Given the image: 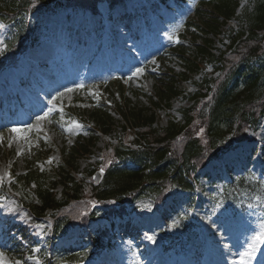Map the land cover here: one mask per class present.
I'll return each mask as SVG.
<instances>
[{"label":"rangeland","instance_id":"374dc122","mask_svg":"<svg viewBox=\"0 0 264 264\" xmlns=\"http://www.w3.org/2000/svg\"><path fill=\"white\" fill-rule=\"evenodd\" d=\"M58 1L41 15L33 13L23 17V22L29 31L26 33L29 38L27 44L32 42L36 33L41 35L34 44L35 46H28V52L25 55L32 53L40 62H33L39 65L33 68L38 75L36 78L40 84L44 89L47 88L48 98L43 94L30 92L29 88L33 86L31 83L29 87L24 88H21L20 85H12L14 89L18 87L20 98L26 99L24 103L30 108L27 113L28 119H33L30 123H27V119L25 124L14 127L12 130L11 128L1 130L4 133L0 131V185H7L11 176L25 173L31 161L33 162L38 156L40 161L37 165L40 169L50 173L56 197H60L63 190V179L59 180L56 175L61 173L60 167L63 166L60 164L64 147H71L78 141L83 142L85 139L88 141L90 137H95L90 154L75 164H71L74 169L73 178L76 181H82L84 172L92 168L93 165H101L102 154L116 138L123 139L127 134L130 139L135 141L134 130L123 127L122 114L119 112L120 97L112 94L115 86L106 89L105 80L114 78L113 83H117L119 80L130 103L137 109L146 110L148 115L152 114L156 127H165L171 121L183 122V110L192 105V94L197 90L196 84L204 79H211L213 86L210 85V89L213 92L215 81L219 82L223 75L214 62L198 55L196 47H203L205 43L208 45L211 43L210 46L215 50L214 53H218L217 49L227 51L230 48V41L224 38V35L229 27H234L235 32L242 29L238 25V18L242 16L243 10L252 6L251 0H237L239 5L236 9L235 19L232 18L229 22H224V19L219 17L217 31L215 28H212L214 30L209 29L197 18L194 21L199 23V27L192 26L190 29L184 30V27L180 28L181 20L172 10L173 0L163 3L158 0H130L125 9L117 8L114 15L117 17L124 11L134 14L132 22L134 26L141 24V29L137 33L139 38L134 36L125 41L124 23L107 20L109 16L107 2L100 3L99 14L94 16L88 10L89 7L73 6L93 4V0ZM154 2L158 4L155 7H153ZM65 17H70L68 23ZM213 18L215 19V14ZM172 20H176L174 28H177L176 30L181 34V51H175L168 45L164 46L157 40V32L169 30L170 24L167 23ZM143 22H148L150 31L147 32V27ZM67 24L71 26L69 27L70 31L65 29ZM242 25L246 26L245 23ZM78 29L79 31H77ZM94 30H96L95 34H93ZM15 31V27L10 28L0 21V56H6V53L3 55L6 40L10 39L12 32ZM59 33L61 36L57 37ZM77 35L80 40L82 38L79 45V50H82V60L75 66V63H72V59H74L72 54L63 55L64 40L61 43L59 39L70 37L68 45L72 46L76 44ZM89 50L92 53L88 55ZM114 53H123L122 73L118 75H116L118 69L113 74H108V70L105 71L106 67H104L108 60L112 62ZM187 60L195 62L196 67L192 72L188 71ZM68 62L73 65L68 67ZM95 62L96 64L93 65ZM26 65L23 74L29 70ZM92 66L94 71L88 74V68ZM14 71L16 70L7 69L3 65L0 72V85L1 80L8 79L10 75L14 74ZM171 74L181 77L177 88L182 95L172 97L170 100H159L157 86L160 85L162 79L168 78ZM61 86L64 88L61 89ZM39 100L43 102V110H40ZM102 101L105 102L113 123L108 132L100 129L93 120L85 122L79 118L86 109ZM46 105L47 107H45ZM201 124V122L197 123L194 132L199 137L204 132ZM247 137L248 139L253 138L254 142H247L242 146L244 157L251 155L249 164L257 168L260 166L264 168V118L256 131L250 130L246 133ZM175 147H181V145ZM230 160L233 161V158L227 159L222 164L226 166ZM230 165L238 166L237 163ZM210 169L213 170L212 176L209 178L202 176L194 196L175 189L165 200L164 210L175 212V216L168 219L167 222H164L159 215L163 208L159 212L157 211L155 195L146 196L137 201L133 207L126 209V213L122 216L125 217L122 223H126L128 219L131 220V226L137 228L136 235L144 244L145 253H139L134 249V245L128 243L130 241L125 240L119 242L111 252L109 250L102 253L98 261L105 258L113 260L112 264H147L151 256H158L166 264H195L191 254L195 251L204 252V248H210L215 256L218 252L215 264H239L243 261L247 264H254L256 260L252 258L255 254L252 256V253L248 252L257 248L260 251L264 250V207L261 205V199L254 195L253 203L247 204L243 210L224 202L221 197L222 188L231 181L230 178L235 177L236 172L229 175L224 171V168L216 169L214 165ZM206 170L209 171V169ZM241 171V169L238 170V173ZM256 171L255 168H252V172ZM218 176L221 177V180L217 182ZM0 193L3 195L4 192ZM1 197L0 194V201L3 200ZM1 203L2 207L16 206V208H20L21 214L17 219L21 225H26V214L28 217L26 210L19 207L13 200ZM76 207L78 209L72 208L71 212L75 216L82 215L85 208L83 209V206L78 204ZM50 213L48 212V214ZM182 217L191 220L190 231H188L190 239L188 240L184 225H182ZM119 221L116 219L117 224ZM98 225L99 223L93 222L91 228L95 230ZM147 228L152 232L146 233ZM6 229L5 226L3 231ZM31 229L35 231L36 236L39 234L38 242L44 245L46 237L50 235L48 221L42 219L39 223H33ZM255 230L263 234V236L259 234L261 236L259 242L254 240L253 232ZM3 231L0 232L1 237L4 235ZM15 237L24 244L22 234ZM78 237L80 238V234L70 232L65 237V241L59 244L67 246L79 239ZM150 239L154 240V244H151ZM2 241L5 242L7 239ZM10 247V244L6 247L1 246L0 259L3 262L0 264H9L8 262L10 264L42 263V259L36 253L38 248H33L25 260L16 256L14 248ZM241 252L244 257H240ZM237 253H239L238 257L235 256ZM226 254L230 255L227 256V260H219L221 255L226 256ZM202 259H205V255H202ZM263 260L264 256L262 262Z\"/></svg>","mask_w":264,"mask_h":264},{"label":"trees","instance_id":"16d2710c","mask_svg":"<svg viewBox=\"0 0 264 264\" xmlns=\"http://www.w3.org/2000/svg\"><path fill=\"white\" fill-rule=\"evenodd\" d=\"M57 1L0 0V19L6 21L9 18L7 21H12L34 4L50 6ZM92 2L93 4L84 5L95 9L98 0ZM213 7L217 14H221L224 18H231L235 14L236 3L231 0L219 1L214 2ZM204 13V11H199L202 20ZM209 15L212 16V14ZM243 18L247 24L246 38L241 39L239 35H232V52L229 56L222 54L220 58L223 71L221 80L215 84V91L203 106L198 105L199 94L194 95L193 98L196 101L190 110H186L184 123L170 122L165 128H156L153 126V116L145 115L142 109L134 108L125 98V110L134 124L142 131L140 135L148 142L147 148L133 149L123 142L115 145V158L119 162L111 163L104 181L99 186H92L89 194L85 195V189L82 186L65 178L63 196L61 199H56L45 175L31 168L19 180L17 185L19 196L32 211L43 215L48 208L57 211L66 210L70 202H78L88 208L92 201L123 203L129 197L134 199V195L139 196L147 189L159 191V185L163 182L189 188L190 184L186 181L187 175L199 163L216 154L221 148L219 145L223 142L225 132L229 130L231 122L236 119L238 122L237 132L235 131L234 136L232 135L234 139L242 133L245 127L255 126L257 116L264 111V0H255L253 8L245 12ZM214 22L213 26L208 23V19H205L208 27L215 28L217 31L219 28L217 18ZM22 34L20 32L16 40L11 42L10 48H18L17 43ZM239 34L241 35L242 32ZM200 50L212 56L206 50L202 48ZM253 59L259 60V64L255 65L256 61L253 62ZM207 83L205 81V84ZM118 90L122 92L121 88ZM206 91V88H202L200 94L206 96ZM157 94L162 100H168L178 94L175 78L162 79L160 86H157ZM100 107L93 106L85 115L95 120L97 125L106 131L110 127L111 117L106 108ZM198 122H201L205 129L203 137L194 133ZM177 145L181 147H175ZM78 147L64 152L69 159L68 162L78 160L80 152L83 155L87 153L86 146ZM127 160L134 164V169L121 165ZM33 182L36 185L35 195H29L26 188ZM246 186L254 189V185H246L242 180L238 187L245 190ZM25 197L29 200H25ZM97 213L98 211L94 210L93 216L95 217ZM95 239L96 242L103 243L107 240V236L101 234ZM75 257L70 256L69 258Z\"/></svg>","mask_w":264,"mask_h":264},{"label":"bare ground","instance_id":"6f19581e","mask_svg":"<svg viewBox=\"0 0 264 264\" xmlns=\"http://www.w3.org/2000/svg\"><path fill=\"white\" fill-rule=\"evenodd\" d=\"M30 59H31V61L30 62H37V60H36V58L33 56V55H31L30 56ZM3 209H0V212L2 211ZM15 214L16 213H9L8 215H7V218L8 219H10L11 217H13V216H15ZM3 222V220L1 219V217H0V223H2ZM151 231V230H150ZM147 232H149V230H147ZM150 241H151V244H154V240H152V239H150ZM216 255L218 256V252H216ZM227 256H230L229 254H226V256L225 255H221L220 256V258L223 260V259H228L227 258ZM235 256H237V254H235ZM207 261H211V260H213L212 258H208V259H206ZM3 262V260H1L0 259V263H2ZM103 262H104V260H103ZM106 262V261H105ZM8 263H10V262H8ZM147 264H166L165 262H163L162 260H160V258L158 257V256H152L151 257V259L148 261V263Z\"/></svg>","mask_w":264,"mask_h":264}]
</instances>
